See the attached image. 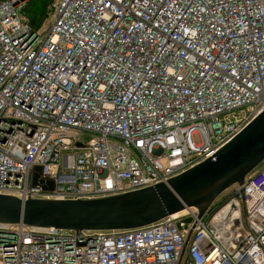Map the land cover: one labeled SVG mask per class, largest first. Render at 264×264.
<instances>
[{
  "label": "built area",
  "instance_id": "1",
  "mask_svg": "<svg viewBox=\"0 0 264 264\" xmlns=\"http://www.w3.org/2000/svg\"><path fill=\"white\" fill-rule=\"evenodd\" d=\"M27 1L0 0V195L167 184L264 112V0H55L37 31ZM233 187L200 218L131 230L0 224V264H264V161ZM230 204L238 214L216 226Z\"/></svg>",
  "mask_w": 264,
  "mask_h": 264
},
{
  "label": "water",
  "instance_id": "2",
  "mask_svg": "<svg viewBox=\"0 0 264 264\" xmlns=\"http://www.w3.org/2000/svg\"><path fill=\"white\" fill-rule=\"evenodd\" d=\"M264 161V112L250 122L215 156L172 178L167 184L95 200H26L0 195V224L60 231L92 232L137 229L194 208L198 218L218 196L245 179ZM32 186L40 169L35 168ZM51 190L52 182H47ZM46 189V188H45ZM216 219V226L238 214L230 204ZM239 219L232 221V228ZM189 236L186 242H188Z\"/></svg>",
  "mask_w": 264,
  "mask_h": 264
},
{
  "label": "trees",
  "instance_id": "3",
  "mask_svg": "<svg viewBox=\"0 0 264 264\" xmlns=\"http://www.w3.org/2000/svg\"><path fill=\"white\" fill-rule=\"evenodd\" d=\"M55 0H28L22 10L23 16L26 18L32 30L37 31L42 28L49 8H51Z\"/></svg>",
  "mask_w": 264,
  "mask_h": 264
},
{
  "label": "rangeland",
  "instance_id": "4",
  "mask_svg": "<svg viewBox=\"0 0 264 264\" xmlns=\"http://www.w3.org/2000/svg\"><path fill=\"white\" fill-rule=\"evenodd\" d=\"M50 20H51V8H49L48 15L46 16L45 21L43 23V26H42L43 29L49 28V26H50ZM87 139H88V137H84L83 138V140H87ZM251 173H253V171ZM233 189H234V187H231L230 189L226 190L223 194H221L220 196H218L216 198V200H215V203H222L224 201L225 197H227L229 194L232 193ZM183 225H185V223H182L180 226L182 227Z\"/></svg>",
  "mask_w": 264,
  "mask_h": 264
}]
</instances>
